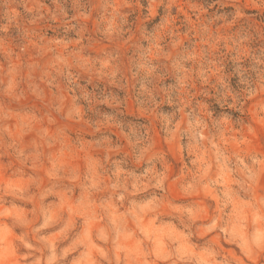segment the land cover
I'll list each match as a JSON object with an SVG mask.
<instances>
[{
	"label": "clouds",
	"instance_id": "9594fccd",
	"mask_svg": "<svg viewBox=\"0 0 264 264\" xmlns=\"http://www.w3.org/2000/svg\"><path fill=\"white\" fill-rule=\"evenodd\" d=\"M0 264H264V0H0Z\"/></svg>",
	"mask_w": 264,
	"mask_h": 264
}]
</instances>
